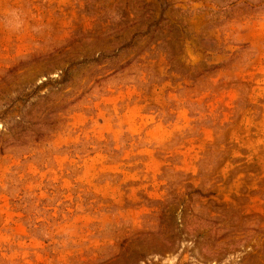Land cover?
<instances>
[{"label": "rangeland", "instance_id": "obj_1", "mask_svg": "<svg viewBox=\"0 0 264 264\" xmlns=\"http://www.w3.org/2000/svg\"><path fill=\"white\" fill-rule=\"evenodd\" d=\"M0 264H264V0H0Z\"/></svg>", "mask_w": 264, "mask_h": 264}]
</instances>
